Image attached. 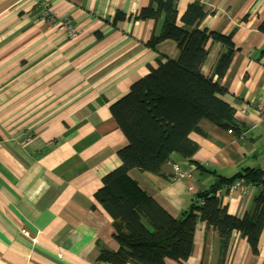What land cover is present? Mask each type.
I'll use <instances>...</instances> for the list:
<instances>
[{"label":"crops","instance_id":"0c3cea01","mask_svg":"<svg viewBox=\"0 0 264 264\" xmlns=\"http://www.w3.org/2000/svg\"><path fill=\"white\" fill-rule=\"evenodd\" d=\"M44 2L58 17L72 18L69 38L42 19ZM192 0H178V17ZM200 27L232 35L237 48L219 95L235 109L240 138L209 120L190 137L198 144L192 163L172 154L159 173L129 174L172 216L180 217L196 193L245 168L264 171V0H202ZM151 0H0V264H110L101 248L116 251L113 220L95 194L122 163L128 141L111 105L167 58L175 41L154 48L164 15H137ZM123 18L116 19L118 14ZM202 70L207 76L224 51L210 40ZM217 79V77H214ZM175 164L192 168L174 177ZM238 180V179H237ZM236 180V181H237ZM192 187V189H190ZM221 201L238 218L252 212L260 188L220 186ZM258 254L246 237L232 233L225 255L218 232L198 221L194 250L185 264H264V227ZM133 264V263H126ZM166 264H180L166 261Z\"/></svg>","mask_w":264,"mask_h":264},{"label":"trees","instance_id":"16d2710c","mask_svg":"<svg viewBox=\"0 0 264 264\" xmlns=\"http://www.w3.org/2000/svg\"><path fill=\"white\" fill-rule=\"evenodd\" d=\"M178 0H151L137 15L141 19H158L164 15L160 35L152 36L148 45L170 39L179 49L177 58H167L152 67L145 77L134 82L129 91L111 105V112L128 141L119 151L121 165L109 172L95 197L113 220L116 251L102 247L99 261L110 264H185L193 254L194 233L198 221H206L220 235L225 255L232 233L246 237L251 251L258 254L264 227V171L248 167L231 178H221L210 189L196 193L191 205L180 217L172 216L155 198L132 178L129 171L138 169L159 173L172 154L192 163L198 144L191 139L199 132V123L209 120L230 130L238 138L243 127L236 122L235 109L219 95L226 93L219 79L227 73L237 48L232 35L201 28L206 17L202 0L192 1L178 17ZM123 18L118 14L116 19ZM264 33V20L259 25ZM210 40L221 42L225 49L211 76L202 67L209 52ZM214 77H217L215 79ZM237 179L260 188L251 213L238 218L228 213L215 193L223 184L232 186Z\"/></svg>","mask_w":264,"mask_h":264},{"label":"built area","instance_id":"2783aa9c","mask_svg":"<svg viewBox=\"0 0 264 264\" xmlns=\"http://www.w3.org/2000/svg\"><path fill=\"white\" fill-rule=\"evenodd\" d=\"M195 1V0H192ZM42 5V10H41V17L42 19H45L55 26H57L60 30H63L66 32L67 36L69 38H76L78 34V30L75 27V24L70 17H58L55 16L48 8H47V2H44ZM258 108L260 112L262 113V116L264 117V104H258ZM174 170V177L177 179H182L185 177L191 176L192 173V168L185 165V164H175L173 167ZM247 186V183L243 179H238L237 181L234 182L232 186L229 187L230 190H235L238 189L240 191H243L245 187ZM192 189V187H190ZM215 195L218 198H221V191L217 190Z\"/></svg>","mask_w":264,"mask_h":264}]
</instances>
